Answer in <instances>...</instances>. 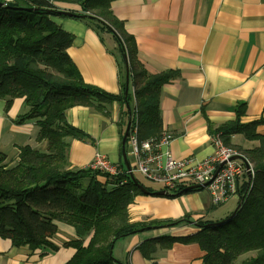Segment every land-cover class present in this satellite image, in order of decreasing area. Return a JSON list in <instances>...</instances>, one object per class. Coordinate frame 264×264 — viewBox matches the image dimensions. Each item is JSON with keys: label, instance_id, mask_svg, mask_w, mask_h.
Wrapping results in <instances>:
<instances>
[{"label": "trees", "instance_id": "obj_1", "mask_svg": "<svg viewBox=\"0 0 264 264\" xmlns=\"http://www.w3.org/2000/svg\"><path fill=\"white\" fill-rule=\"evenodd\" d=\"M112 1L13 0L5 4L0 0L4 4L0 6V100L5 101L8 112L15 99H24L27 110L15 122H34L39 129L37 141L47 142L45 151L22 147L15 165L0 154V236L15 247H28L31 252H57L59 248L51 240L58 231L57 224L64 223L72 226L77 235L63 244L75 250L66 264H122L114 256L120 239L150 226L190 224L198 228L194 235L158 237L145 241L138 249L144 258L153 260L160 245L170 249L174 243H196L204 252L202 264H264L263 148L238 151L253 165L255 176L250 187L245 181L238 188L240 208L236 216L230 220L231 214L217 222H194L186 216L167 223H133L129 207L137 196L145 194L132 180L131 174H135L131 170L123 169V173L111 176L89 167L68 168V140L88 138L68 123L69 109L85 106L109 114L107 107L117 102L121 105L122 128L130 127L131 132L137 124L140 142L159 137L163 132L161 89L179 76L176 71L151 74L146 69L139 59L135 38L113 14ZM56 4L81 6V12H73L78 15L75 18L87 21L98 33L112 34L120 54L121 93H108L83 80L68 54L72 35L51 20L62 10ZM127 76L134 88L133 95H126ZM246 111V103H240L233 121L215 129L209 123L211 135L221 134L229 147L237 134L248 140L261 138L257 127L264 125V117L245 123ZM127 148L126 142L125 151ZM201 190L183 189L169 197ZM219 222L224 223L213 226ZM251 252L256 255L242 258Z\"/></svg>", "mask_w": 264, "mask_h": 264}, {"label": "crops", "instance_id": "obj_2", "mask_svg": "<svg viewBox=\"0 0 264 264\" xmlns=\"http://www.w3.org/2000/svg\"><path fill=\"white\" fill-rule=\"evenodd\" d=\"M56 5L62 10L81 12L78 6ZM111 10L135 38L139 59L151 74L179 72L177 79L161 89L163 131L172 137L170 144L161 149L162 154L170 151L176 160L199 161L211 156L209 123L215 129L233 121L235 108L240 103L247 105L243 122L264 117V0H113ZM51 20L72 35L68 54L83 80L108 93H121L120 54L112 34L98 33L87 21L75 17L57 15ZM129 93H134L131 85ZM107 108L109 114L85 106L67 111L68 123L88 137L68 140V168L88 167L98 152L121 170L127 169L122 153L127 126L119 125L123 118L121 105L115 102ZM26 110L24 99H15L8 112H5V101L0 100V154L11 165L18 162L24 146L47 149L46 141H37L39 129L34 122H15ZM257 134L261 137L257 140L234 135L231 147L243 153L264 149V125L257 127ZM126 142L127 160L134 171L135 160ZM133 173L141 181L136 176L138 173ZM245 181L249 182V178H244L240 185ZM161 190L164 189L160 186L152 192ZM233 199L236 203L227 208L228 215L238 207L239 199ZM213 206L208 191L175 198L145 194L136 197L129 214L131 222L149 224L173 222L186 216L194 222L225 219L212 216L216 209ZM57 226L58 231L51 240L58 246L57 252H31L28 247H15L0 236V264H66L75 250L63 244L77 235L72 226L64 223ZM197 232L198 228L190 224L140 232L117 241L114 256L122 264H202L204 252L196 243H174L170 249L160 245L153 260L144 258L138 249L151 239L190 236ZM255 255L251 252L245 256Z\"/></svg>", "mask_w": 264, "mask_h": 264}, {"label": "built area", "instance_id": "obj_3", "mask_svg": "<svg viewBox=\"0 0 264 264\" xmlns=\"http://www.w3.org/2000/svg\"><path fill=\"white\" fill-rule=\"evenodd\" d=\"M12 1H5V4ZM171 139V135L163 131L159 137L140 142L138 125H134L127 139L130 154L135 160L134 171L130 172H137L150 183L161 186L169 193H177L189 187L206 189L214 206H219L231 198L239 199L238 188L241 181L248 177V170L243 160L234 158H245L234 148L227 146L221 134L212 135L210 140L213 154L201 161L193 158L176 160L170 151L162 154L161 149L168 146ZM249 166L254 179L253 165ZM88 167L95 172L111 176L123 173V169L98 152Z\"/></svg>", "mask_w": 264, "mask_h": 264}, {"label": "water", "instance_id": "obj_4", "mask_svg": "<svg viewBox=\"0 0 264 264\" xmlns=\"http://www.w3.org/2000/svg\"><path fill=\"white\" fill-rule=\"evenodd\" d=\"M3 5H4L3 3H0V6H3ZM58 15L68 16V17H77L78 16L77 14H75L73 12L65 11V10L59 11ZM129 88H130V82H129V79H128V76H127L126 95L129 94ZM130 122L131 121H129V124H130ZM128 133H129V127H127V129L125 131V134H124L123 140H122V144H123V155H124V159H125V162H126V166H127V169L130 171L131 167H130V164H129L128 160H127V154H126V151H125V144H126V141H127ZM234 159H240V160L244 161V163L246 165V168L248 170V178H249V184H250L249 186H251L253 178H252V175H251L250 166H249L248 162L245 161L242 157H239V156L235 157ZM131 178L134 181V183H136L138 185L140 190L146 195L172 196V194H170L169 192H167L165 190L157 191V192H152V191L148 190L146 187H144L143 185H141V184H139L137 182V180H136V178H135V176L133 174H131ZM196 189H197L196 187H189V188H186L185 190L187 192V191H192V190H196ZM245 196H244V199H245ZM239 208H240V205L236 208V210L234 211L233 215L230 217V220L233 219L236 216ZM223 223L224 222H219V223L213 224V226L214 227H219V226L223 225ZM157 228L159 229V227L150 226V227H146V228L142 229L141 232H144V231H147V230H154V229H157Z\"/></svg>", "mask_w": 264, "mask_h": 264}, {"label": "rangeland", "instance_id": "obj_5", "mask_svg": "<svg viewBox=\"0 0 264 264\" xmlns=\"http://www.w3.org/2000/svg\"><path fill=\"white\" fill-rule=\"evenodd\" d=\"M5 1H9V0H5ZM13 2V1H12ZM11 3V2H10ZM73 6H78V8L81 9V6L77 5V4H70ZM65 11H69V10H65ZM82 11V9H81ZM125 134V133H124ZM130 134V127H129V133ZM214 135V134H213ZM212 135L210 136L211 139ZM236 150V149H235ZM237 151V150H236ZM111 162V161H110ZM112 164L116 165L115 163L111 162ZM136 176L142 181L143 185L149 189H151L152 191H155L157 189H160V186L156 185V184H152L149 181H147L142 175L140 174H136ZM204 193H207L206 189L201 190ZM236 199H229L227 200L225 203L219 205L216 207V209L213 211L212 216H214V218H227L229 215H231V213L228 215L227 213V208L230 207L233 203L235 202ZM220 220V219H219ZM246 256H243L242 258H245Z\"/></svg>", "mask_w": 264, "mask_h": 264}]
</instances>
